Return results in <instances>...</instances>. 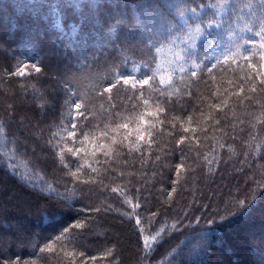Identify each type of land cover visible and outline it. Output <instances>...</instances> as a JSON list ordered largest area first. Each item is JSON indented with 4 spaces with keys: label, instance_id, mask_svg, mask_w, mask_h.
<instances>
[{
    "label": "trees",
    "instance_id": "16d2710c",
    "mask_svg": "<svg viewBox=\"0 0 264 264\" xmlns=\"http://www.w3.org/2000/svg\"><path fill=\"white\" fill-rule=\"evenodd\" d=\"M43 2L46 0H0V264H30L33 260L36 264H56L51 253H41L39 248L65 228L77 234L88 253L114 249L112 256L99 264H264V188L256 183L264 182V133L255 140L248 135L262 109L236 96L229 99V107L222 113L209 108L226 97L224 89L236 92L240 84L248 88L241 79L247 74L246 66L243 71L217 74L215 83L209 81L211 88L203 82L192 83L187 73L181 80L180 74L172 71L178 66L169 53L185 46L181 43L186 39L184 34L173 29L178 37L175 45L166 43L157 52L152 43L164 41L165 30L157 25L154 32L144 33L134 27L139 11L136 6L152 0H74L81 7L65 9L63 31L55 27L47 8L36 7ZM213 2L205 0L207 4ZM118 20H122L119 26ZM242 24L235 19L229 24L225 16L222 27L213 32L219 33V43L227 45L229 28L239 34ZM74 26L75 38L71 35ZM19 61L37 63L42 71L25 77L8 75ZM134 64H150L157 87H162L160 78L173 82L166 96H159L161 101L169 99V103L160 105L167 110L161 117L165 124L160 125L155 116L144 117L145 127L157 124L156 142L151 148L143 144L140 152L129 153L125 148L111 168L99 150L93 157V144L85 142L79 162L91 163L99 173H91L85 164L79 181L74 180L60 164L55 141L49 144L62 118L67 119L69 90L86 100L91 124L107 122L109 94L97 95L98 87L113 80L112 73L117 69L123 72ZM146 70L141 68L142 72ZM217 90L219 99L211 95ZM126 95L123 88L113 89L111 103H116L121 117L135 127L145 109L132 111ZM121 104L127 108L119 107ZM147 111L155 112V108ZM209 112L221 120L220 125L205 120ZM189 115L193 117L191 123ZM173 117L179 120L173 121ZM197 122L199 141H191V150L187 140L180 145L185 153L182 156L176 140L181 135L192 136L191 132L184 133L183 127H197ZM241 128L246 131L241 132ZM201 129H207L206 133ZM233 136L238 138L234 140ZM220 144L225 147L220 148ZM228 145H233L235 152ZM181 162L185 168L177 177L175 166ZM121 171L122 177L118 175ZM92 178L103 182H80ZM48 184L55 187V193L48 191ZM117 185L141 204L136 214L141 218L140 227L146 229L144 234H154L166 226L149 253L143 248L135 220L125 215L132 209L122 196L110 191ZM74 186L76 194L71 196ZM172 188L176 191L169 199ZM57 193L71 198L57 199ZM20 199L23 205L17 204ZM238 200H246L247 208L240 210ZM152 212L157 214L152 216ZM229 213L233 215L228 220L219 222L220 216ZM209 218L217 222L208 224ZM77 222L86 224V228L72 229ZM173 224L176 229H172Z\"/></svg>",
    "mask_w": 264,
    "mask_h": 264
},
{
    "label": "snow or ice",
    "instance_id": "6c2138e0",
    "mask_svg": "<svg viewBox=\"0 0 264 264\" xmlns=\"http://www.w3.org/2000/svg\"><path fill=\"white\" fill-rule=\"evenodd\" d=\"M39 9L47 8L52 17H54L55 27L61 31V19L65 9L80 8L81 5L75 3L74 0H46V2L36 5ZM95 7V5H92ZM119 7V5H117ZM138 8V14L136 18V25L134 27H140L144 33L154 32L157 25L165 30L164 41L153 42L152 46L159 52L161 48L165 47V44L174 46L175 40L178 37L175 36V32H182L186 39L181 40V43L185 46L178 52H174L173 56L178 67L173 66V73H179L181 80L187 73L192 83L203 82L206 87L211 88V84L217 80V74H226L229 71L235 73L236 69L244 70L247 68V74L241 79L244 83L248 84V88L245 89L244 84L238 86V91L229 92L228 89H224L227 94L225 98L220 99L218 103L209 105L210 109H215L217 112H224L225 108L229 107V99L232 96H236L243 102L244 100L254 102L255 105L262 109L259 116H256V124H251V131L248 135L252 140H255L257 136L264 133V0H214L213 3L207 4L205 0H180L179 3H172L170 0L165 3H160L159 0H152L150 3H143L136 6ZM175 9V14H173ZM209 10H211V17H209ZM227 17L229 24L235 19L236 21H242V27L239 28V34L235 30L229 28L231 37L227 45H222L218 42L217 37L219 33H214V29H220L224 23V17ZM217 17L220 19L217 20ZM122 24V20L117 21V26ZM175 29V32H173ZM77 28H72V37L75 38ZM151 36H149V42ZM159 45L158 47L156 45ZM203 44V49L201 48ZM151 51V49H150ZM155 60V57H153ZM243 62V63H241ZM188 67L185 68L184 65ZM235 65L236 68L232 66ZM141 68L147 69L141 73ZM214 69L216 71H214ZM41 67L37 63H26L19 61L14 71L8 73L10 76L25 77L30 76L33 72L40 73ZM136 73H141L137 75ZM113 80L108 81L106 85H100L97 90V95H108V101L110 102L109 109L105 111L108 113L107 122H98L91 124L88 121L86 112L88 105L84 97L77 92L70 91V99L66 100L67 107V119L62 118L61 125L57 127L56 131L52 132L49 144L55 141V147L60 160V164L63 169H66V175L79 181L80 175L83 173L85 164L91 173H99V169L93 167L91 163H80L81 152L85 151L82 145L85 142H91L93 144L92 156H96V150H99L104 157H106L104 163L112 167L117 159L124 154L123 150L127 148L128 152H140L141 146L147 144L148 148H151L152 144L156 142L155 129L157 124H149L145 127V116H155L160 125L165 124V119L161 117L167 112L165 108H162L161 103H169V99L161 101L159 96H166L167 88L171 87L173 82L169 78L166 83L164 78H160L159 84L162 87L156 85V75L152 72L151 65L145 64L140 67L133 66V70L124 73L118 69L112 73ZM195 78V79H191ZM230 85L233 81L229 80ZM121 88L127 93L125 99L131 104L132 111H136L139 108H144L145 111L138 116V120L135 127H131V121L127 118H122L121 113L117 111L118 105L111 103L113 89L119 91ZM130 89V91H129ZM148 91L149 95L146 97L145 92ZM158 93L159 95H154ZM251 93L252 95H248ZM191 95V92L188 93ZM243 94V95H242ZM211 95L219 99V91L212 92ZM119 107L127 108V105L121 104ZM150 107L155 108V112L147 111ZM203 116V112L201 111ZM205 120H212L213 125H220L221 120L214 117L212 112H209L204 117ZM189 123L192 122L193 117L189 115L187 117ZM173 121H178V117H173ZM87 122V123H85ZM243 124L244 121H241ZM257 124L261 127L257 128ZM183 127V124H181ZM172 127L175 128V123H172ZM197 127L189 128L183 127L184 133H192V136L181 135L176 140V147L180 149V145H184L185 141H189V150H191V141H199V137L196 136ZM206 133L207 129H201ZM241 132L246 131L241 128ZM0 133H3V128H0ZM121 133H123L121 135ZM171 135V133H169ZM234 140L237 136L232 137ZM107 140L110 143H101L100 141ZM79 141L80 146L77 145ZM247 143L246 140L242 141ZM220 148H224V144L219 145ZM260 145L256 146L257 151L260 150ZM229 150L235 152L233 145H228ZM181 150L182 156L185 154L183 149ZM85 155L87 153L85 152ZM199 155V153H198ZM247 156V153H244ZM74 158V159H73ZM159 159V157H157ZM207 159V157H205ZM99 163V160H96ZM211 163V161H208ZM185 168L183 162L178 163L175 166L177 177H179L181 170ZM75 169V170H73ZM109 169H105L107 172ZM114 171L115 169L112 168ZM119 176H123L121 171ZM84 184L89 183H102V179L97 181L95 178L80 181ZM179 181H173L178 183ZM258 187L264 188V182L256 181ZM105 187H108L105 185ZM48 191L55 193L56 189L51 184L47 185ZM112 193L123 197V202L127 204L132 211L125 213L129 219H134L135 224L138 226V231L142 235V244L146 253L153 250V246L158 242L162 234L167 230L166 226L160 228L154 234H144L146 229L140 227L141 218L136 214V210L141 208V204L138 200L134 202L133 198L127 195L126 190L117 185L110 187ZM176 191V188H172L168 193L170 199L172 193ZM76 194L75 186L71 190V196ZM69 195L61 197L59 193L56 194L57 199L68 200L71 198ZM240 210L247 208L246 200H238ZM99 211V209H95ZM157 213L152 212L151 215L155 216ZM233 215L229 213L228 216H220L219 222H223L229 219ZM197 223L200 219L197 218ZM217 221L209 218L208 224L216 223ZM172 229H176L177 225L173 224ZM86 224L77 222L72 225V229H85ZM207 234H201V238H206ZM59 245V247H56ZM41 253H51L56 259V264H99L100 261H107L112 256L114 249L108 248L99 254H91L84 250L77 239V234L73 233L71 229L65 228L59 235L51 239L50 242H46L43 247L39 248ZM30 264H36V261H31Z\"/></svg>",
    "mask_w": 264,
    "mask_h": 264
},
{
    "label": "rangeland",
    "instance_id": "374dc122",
    "mask_svg": "<svg viewBox=\"0 0 264 264\" xmlns=\"http://www.w3.org/2000/svg\"><path fill=\"white\" fill-rule=\"evenodd\" d=\"M174 52H177V51H176V50H174V51L172 50V51L169 53V57H174V56H173V53H174ZM173 61H175V59H174ZM175 62H176V61H175ZM176 65L179 66L177 63H176ZM133 66H134V65H129V66H127V68H126L123 72H124V73H128V72L132 71V70H133ZM135 66H136V67H140V66H138V65H135ZM141 73H142V71H141ZM141 73H136V74L139 75V74H141ZM17 204H19V205H23L24 202H23V200L20 199V200L17 201Z\"/></svg>",
    "mask_w": 264,
    "mask_h": 264
}]
</instances>
